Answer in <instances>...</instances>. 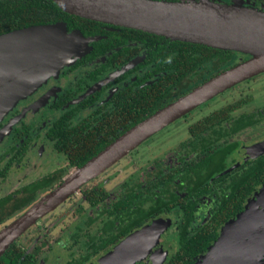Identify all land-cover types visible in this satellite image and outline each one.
I'll list each match as a JSON object with an SVG mask.
<instances>
[{
	"label": "flooded vegetation",
	"instance_id": "flooded-vegetation-1",
	"mask_svg": "<svg viewBox=\"0 0 264 264\" xmlns=\"http://www.w3.org/2000/svg\"><path fill=\"white\" fill-rule=\"evenodd\" d=\"M232 1L219 0L218 2L230 4ZM242 1L246 6L255 7L257 5V0ZM104 25L107 26L106 32H113V28L118 27ZM118 36V39L109 45L110 48L103 55L91 60L86 59L93 52V42L89 43L88 50L84 55L75 59L71 65L63 67L57 77L47 78L45 83L24 100L19 101L16 107L0 121L1 181L13 174L16 168L26 164L32 152L42 153L51 149L58 157L66 161L64 167L30 180L0 197V201L9 200L5 204L4 219L0 222V232L47 195L58 190L98 154L81 166H77L78 161L72 162L66 153L57 149L58 142L54 139L55 133L51 131L55 129V121L61 120V117L64 116L62 115L64 111L70 110L71 107L73 108L90 98L91 102H88L87 107L83 108L82 106L73 110L77 115L85 114V116L79 118L76 115L67 121L72 124L73 129L80 130L85 136L87 124L82 123L80 128H74L79 121L94 111L104 113L107 101L120 89L128 87L135 90L155 81L154 79L139 83L138 78H142L145 74L149 75L148 67H151L149 60L155 57L153 53L151 55V51H154L157 46L151 48L149 39H131L132 37L128 38L120 32H118ZM91 37H99L97 41H100L106 39L108 35ZM126 38H128L127 41ZM162 38L169 42H175ZM160 45L162 46V41ZM235 53L240 56H237L233 63L229 60L222 68L214 69L212 72L196 69L185 77L184 83L187 82V86L194 85V87L184 93L181 92L187 90L185 85L176 87L175 93H171L163 107L250 58L249 55ZM115 56H118L119 59H116L114 65L112 64V67L109 68L106 62L107 57ZM156 59L161 62L160 58L156 57ZM104 65L105 67H103ZM160 74V72L154 73L153 76L158 78ZM125 75L126 79L116 84V80ZM262 75L264 72L232 85L159 131V133L165 132L183 121L181 126L186 128L187 138L181 140L176 146L162 151V155H151L147 164L141 166L145 170L142 175L132 176L121 182L116 188L114 186L109 188L107 184L113 180L111 178L109 179L112 181L100 180L99 178L107 173L113 166L111 165L83 182L77 189L61 199L53 209L37 218L33 224L18 235L0 256V260L5 257L8 250L15 246L17 252H13V254L19 252L21 255L17 260L5 259V263L168 264L181 252V240L184 232L185 236L196 238L200 234L199 232L210 225L214 219L220 222L219 224H224L230 217L235 218L236 215L241 214L245 208L262 209L264 182L260 181L256 185L254 184L251 193L244 198L240 206L227 209L225 200L229 198L228 194H230L228 193V180L222 178L226 175H233L237 171L247 172L249 168L257 167L261 170L264 167V164H260L264 160V106H253L255 92L240 91L237 95L232 96L238 87ZM203 77L206 79L204 80ZM225 96L233 98L231 100L227 98L225 102L220 101ZM43 97L46 98L43 104L30 109V106ZM58 103L61 105L58 106ZM209 116L218 117L222 121V134L219 133L222 137L218 140H208L206 134L201 131L198 135L190 131L193 124L203 121ZM176 121L177 123H175ZM218 131H220L219 127ZM164 132L160 135L156 133L129 154L133 158L141 148L143 149L152 141H156L155 138L162 136ZM222 151L223 154L220 153ZM222 164L221 172L212 173ZM199 172L201 177H198ZM48 177L51 179L47 187L38 188L34 193L26 190L31 187L30 185ZM206 177L208 178L206 179ZM79 193L81 195L79 200L69 204ZM24 201L30 202L24 204ZM66 204L69 207L66 210L67 214L71 213V216L77 218V222L55 243L59 250L64 251V255L46 256L42 254L44 248L42 246L49 247L45 242L47 231L43 236L30 237L29 235L34 228H36V232H39L38 230L42 229L41 222L45 223V219ZM201 236L194 241L196 247H198V243L200 244V248L192 255L189 264L199 262V258L206 254L209 245L213 244L212 239L209 241L210 244H206L204 239L200 240ZM25 239L32 241L27 248L21 244ZM143 249L145 250L139 253ZM117 250L119 251L116 252V256L113 255L110 258V254ZM201 261L204 264V260L201 259Z\"/></svg>",
	"mask_w": 264,
	"mask_h": 264
},
{
	"label": "water",
	"instance_id": "water-1",
	"mask_svg": "<svg viewBox=\"0 0 264 264\" xmlns=\"http://www.w3.org/2000/svg\"><path fill=\"white\" fill-rule=\"evenodd\" d=\"M51 1L69 15L139 30L170 41L234 51L250 58L157 110L116 138L58 190L0 232V256L37 218L53 209L83 182L125 157L204 101L264 72V10L246 6L242 0H233L230 4L219 0ZM98 39L86 38L79 30L68 32L64 22L34 25L0 34V121L47 78L57 77L63 67L84 55L88 44ZM45 101L46 98H41L30 109ZM78 172L81 174L76 177ZM262 206V209L245 208L226 222L217 240L195 264H202L201 259L204 264H264V199ZM118 251L111 253L110 258Z\"/></svg>",
	"mask_w": 264,
	"mask_h": 264
},
{
	"label": "trees",
	"instance_id": "trees-1",
	"mask_svg": "<svg viewBox=\"0 0 264 264\" xmlns=\"http://www.w3.org/2000/svg\"><path fill=\"white\" fill-rule=\"evenodd\" d=\"M57 22H64L69 32L74 29L79 30L85 37L102 36L103 34L108 35L106 39L92 43L93 52L86 57L87 60L95 59L99 55H103L110 48L109 45L118 39V32L128 38L132 37L131 39H149L151 48L157 46L154 51H151V55L154 54L155 57L149 60V64L151 65V67H148L150 70L149 75L145 74L142 78H138L139 83L145 82L146 80L155 79V81L135 90L128 87L120 89L119 92L107 101L104 113L94 111L79 121L74 128H80L82 123L87 124L85 136L80 130L73 129L72 124L67 123V121L77 115V113L73 111L74 108L76 109L82 106L83 108L87 107L89 104L88 102H91L90 98L73 108L71 107L70 110L64 111L62 113L64 116L61 117V120L58 119L55 121V129L51 132L55 133L54 139L58 142L57 149L64 154L66 153L72 162L78 161L76 163L77 166H81L83 163L87 162L124 132L163 107L167 103L166 99L170 98L171 93H175L176 87L182 84L186 86L187 90H183L181 93L194 87V85L187 86V82L184 83V80L185 77L192 74L196 69L212 72L214 69L222 68L229 60L233 63L234 59L240 56V54L235 52L218 50L198 44L180 41L169 42L162 37L127 28L114 27L113 32H106V25L69 15L58 8L51 0H0V34L29 26L53 24ZM128 38L125 40L127 41ZM161 41L162 46L160 45ZM156 57L160 58L161 62H159ZM116 59H119L118 56L107 57L106 62L109 68L112 67V64L114 65ZM105 65L103 67H105ZM159 72L162 76L160 74L158 78H155L153 74ZM126 77L125 75L119 80H116V84L121 80H125ZM203 79L205 80L206 78L203 77ZM57 105L60 106L61 103ZM90 124H93V126H90ZM221 124V119L209 116L203 121L193 124L190 127V131L195 135L201 132L205 133L208 140H218L222 137L219 135V133L222 134ZM218 127L220 131H218ZM220 153L223 154V151ZM260 164H264V160L261 161ZM222 169L223 164L221 167L218 166L215 168L212 173H219ZM198 177H201L200 172ZM207 178L208 177H206V179ZM222 178L228 180V193L230 194H228L229 198L225 200L227 201V209L238 207L241 205L244 198L251 193L250 191L253 189L254 184L256 185L260 181L264 182V167L261 170L257 167L254 169L249 168L247 172L237 171L233 175H226ZM50 179L48 177L34 183L26 190L30 193H34L38 188L47 187L50 183ZM8 201L7 199L0 201V222L4 219L3 212L5 204ZM29 202L30 201H24V204H28ZM230 219H232V217H230ZM230 219L226 220L224 224ZM219 223L220 222L214 219L210 225L199 232L200 234L196 238H189L185 236L184 232L181 240V252L174 259H171L168 264H189L192 255L200 248V244L197 242L198 247H196L194 241L201 235L200 240L204 239L206 244H208L212 239L211 242L214 244L219 237L218 233L220 234L221 228L224 225L222 221V224ZM213 244L211 243V245H209L207 251ZM16 250L15 246L8 250L5 257L0 260V264H7L5 263V259L8 258L17 260L21 254L18 252L14 255L13 252H17Z\"/></svg>",
	"mask_w": 264,
	"mask_h": 264
},
{
	"label": "rangeland",
	"instance_id": "rangeland-1",
	"mask_svg": "<svg viewBox=\"0 0 264 264\" xmlns=\"http://www.w3.org/2000/svg\"><path fill=\"white\" fill-rule=\"evenodd\" d=\"M255 7L257 9L264 10V0H257V5ZM240 91H247V93L255 92L254 102L252 103L253 106H264V75L241 85L233 92L232 96L237 95V93H239ZM227 98H230L231 100L233 97L225 96L220 99V101L225 102ZM77 116L81 118L85 116V114H78ZM175 123H177V121ZM182 123L183 121H181L179 125H174L169 130L165 132L163 131L164 134L162 136L155 138L156 141H152L147 147L143 149L141 148V150H139L133 158L132 155L127 154L128 156L126 155L125 157L118 160L116 163H114L115 165L113 164V166L107 171V173L99 179L110 180L109 178H111L113 182L107 184V186L109 188H113V186L116 188L121 182L127 180L128 178L136 175H142L145 170L141 168V166L147 164L151 155H162V151L171 148L172 146H176L181 140L187 138V134L185 133L186 128L184 126H181ZM163 132L157 133L158 135H160ZM65 165L66 161L63 158L58 157V155L54 151H51V149H47L42 153L32 152L29 155L26 164H23L21 167L16 168L13 174L9 175V179L7 178L3 181L0 180V197L15 190L21 185L26 184L30 180L37 179L45 174L52 172L53 170H56L57 168H62ZM262 193H264V190H262ZM80 196V193L75 195L73 201L69 202V204L77 202ZM68 208L69 207L67 204L60 207V209H58L54 214L45 219V223L44 221L41 222L40 227L42 229H39V232H36V228H34L31 235H29L30 237L38 235L43 236V234L47 231L45 242L49 247L47 248L43 245L42 248H44L42 249V254L46 256H53L52 254H54V257L64 255V251L59 250L55 243L60 237L64 236L65 233L69 229H71L72 226L77 222L76 217L71 216V213L67 214L66 210ZM31 242V239H25L23 240V242H21V244L25 248H27L29 247V243Z\"/></svg>",
	"mask_w": 264,
	"mask_h": 264
},
{
	"label": "bare ground",
	"instance_id": "bare-ground-1",
	"mask_svg": "<svg viewBox=\"0 0 264 264\" xmlns=\"http://www.w3.org/2000/svg\"><path fill=\"white\" fill-rule=\"evenodd\" d=\"M79 174H81V173H80V172H78V173L76 174V177H77V176H79Z\"/></svg>",
	"mask_w": 264,
	"mask_h": 264
}]
</instances>
